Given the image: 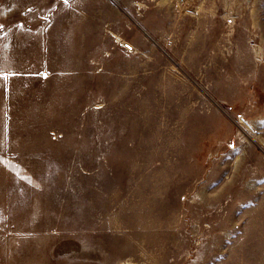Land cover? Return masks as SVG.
<instances>
[{
  "label": "rangeland",
  "instance_id": "374dc122",
  "mask_svg": "<svg viewBox=\"0 0 264 264\" xmlns=\"http://www.w3.org/2000/svg\"><path fill=\"white\" fill-rule=\"evenodd\" d=\"M0 264H264V0H0Z\"/></svg>",
  "mask_w": 264,
  "mask_h": 264
},
{
  "label": "snow or ice",
  "instance_id": "6c2138e0",
  "mask_svg": "<svg viewBox=\"0 0 264 264\" xmlns=\"http://www.w3.org/2000/svg\"><path fill=\"white\" fill-rule=\"evenodd\" d=\"M68 2V0H65V3H67Z\"/></svg>",
  "mask_w": 264,
  "mask_h": 264
}]
</instances>
